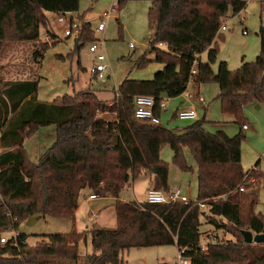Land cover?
<instances>
[{"label": "trees", "instance_id": "trees-1", "mask_svg": "<svg viewBox=\"0 0 264 264\" xmlns=\"http://www.w3.org/2000/svg\"><path fill=\"white\" fill-rule=\"evenodd\" d=\"M129 1L141 0H115L114 10L120 11ZM144 1L150 3L147 23L153 32L147 53L154 54V62L162 69L150 81L123 80L109 104L90 89L66 95L59 102H40L35 81L0 80V239L7 231L16 233L0 243V264H49L50 258L76 263L77 246L85 241L86 232L49 235L46 241L29 246L17 227L33 216L73 219L82 191L116 198V226L89 231L92 254L86 256L85 264H123L122 255L130 249L161 246H175L191 264H264V244H245L241 234L264 230V213L255 211L258 199L253 191L255 185L264 189V174L257 166L243 172L242 133L232 137L222 130L211 133L204 118L181 129H168L132 116L137 95L155 98L153 112L160 117L161 100L181 96L190 80L196 85L214 82L221 112L232 116L243 130V108L264 103V28L258 31L260 48L253 62H243L233 71L219 62L214 74L222 20L229 10L232 15L240 13L246 2ZM78 8L79 0H0V50L8 43L38 42L40 28H47L44 12L76 13ZM90 39V24L80 23L74 51ZM48 47V39L39 43L33 53L36 63L40 64ZM202 54H206L205 62ZM149 63L143 55L135 67L142 69ZM49 126L54 139L34 163L24 142ZM163 146L170 148L172 163L183 172L191 170L184 156L189 151L197 168L196 200L120 201L129 180L142 174L152 175V190L170 193L168 167L159 156ZM241 186L243 192H239ZM202 208H207L208 215ZM201 216L217 229L229 228L236 241L208 243L203 249Z\"/></svg>", "mask_w": 264, "mask_h": 264}, {"label": "rangeland", "instance_id": "rangeland-1", "mask_svg": "<svg viewBox=\"0 0 264 264\" xmlns=\"http://www.w3.org/2000/svg\"><path fill=\"white\" fill-rule=\"evenodd\" d=\"M245 8L238 14L232 15L229 10L225 22L226 31H219L220 37L216 39L218 46L217 61L212 66L214 74L217 72L219 62H225L231 71L238 69L243 62H253L259 54L260 27L264 28V0H243ZM116 5L115 0H79V8L72 13L75 24L82 22L90 24L91 39L79 45L75 50V37H66L63 32L69 25L66 22L58 23L56 17L51 16L48 30L40 28L38 42L23 44L8 43L0 50V80H31L37 84L36 99L40 102H59L62 97L72 95L78 91L90 89L95 91L104 103L109 104L113 98V91L125 79L133 81H150L154 74L162 69V65L154 62V54L147 53L148 43L153 32L149 30L147 13L150 6L148 1H129L120 11L111 10ZM107 13L105 29L96 32L100 18ZM222 24L224 25V23ZM47 29V28H46ZM48 32V33H47ZM244 32V34H243ZM49 41L40 64L33 59V53L38 49L39 43ZM95 44L96 53H90L88 48ZM133 47L130 48L129 46ZM164 48V46H160ZM104 55L107 69L103 79H93L90 69L95 62V55ZM145 55L150 63L142 69L135 67L138 58ZM201 61H206V54L201 55ZM189 94L198 93L204 100V106L195 104L197 118H204L208 123L206 129L214 133L222 130L232 137L239 132L244 136L241 142V167L248 172L257 166L264 174V103L250 104L243 108L242 122L246 129L234 124V118L221 112L217 100L218 88L214 82L202 85L192 84L186 89ZM168 101L167 111L160 115L161 126L168 129H181L193 120L181 121L174 118L176 109L187 107L183 104V96ZM258 105V108H256ZM103 117H111L109 114ZM53 127H44L31 139L25 141L24 149L28 159L37 162L38 158L51 145L54 135ZM160 159L167 164V186L170 192L177 189L180 195L191 201L197 198V168L188 150L184 151L189 172L179 170L172 163V152L168 146L160 150ZM153 189L152 175L142 174L135 180H129L119 194L124 202H145L146 192ZM258 202L256 212L264 213V189L260 185L253 186ZM83 194V193H81ZM86 196V195H85ZM84 197L80 195L82 201ZM104 207L99 213H91L87 203H82L74 218L39 219L33 225L21 222L17 232L26 237L29 246L46 241V237L55 234H67L72 230L77 233L86 232L85 241L78 243V260L76 263L48 259L49 264H85L87 255L92 254L89 231L92 228L112 229L116 226L113 207H108L105 201H96L95 207ZM208 215L207 208H202ZM77 210V209H76ZM226 229H217L206 221L205 216L200 217L199 232L200 244L206 247L208 243H234L236 238ZM3 237H14L13 231L3 233ZM175 246H161L149 248H133L123 253V264H173L177 261Z\"/></svg>", "mask_w": 264, "mask_h": 264}, {"label": "built area", "instance_id": "built-area-1", "mask_svg": "<svg viewBox=\"0 0 264 264\" xmlns=\"http://www.w3.org/2000/svg\"><path fill=\"white\" fill-rule=\"evenodd\" d=\"M111 10H114V6L112 7ZM109 15L105 13L102 18H100L99 23L96 26L95 31L96 32H101L105 29V19H108ZM57 22L58 23H63L66 22L69 26L64 29V36L66 37H71L74 36L76 37L79 32V24L74 23V18L70 15V13H64V14H58L57 15ZM224 25L222 24L220 27V31H225L226 26L225 22H223ZM244 34V32H243ZM130 48L133 46L130 45ZM90 53H96L98 50V47L93 44L90 45L88 48ZM105 57L101 53H97L95 55V62L93 66L90 69V73L96 78V79H103L104 78V72L107 69L105 63H104ZM194 73V72H193ZM193 81L190 80L188 83L189 85H192ZM181 96H183L184 103H189L191 104L190 106L181 108L177 111L176 113V118L181 120V121H188V120H195L197 119V111L196 107L193 104L195 101L199 105L204 104V100L196 95L189 94L187 91H185ZM167 100H161L159 103V107L161 109H164L166 106ZM133 104H134V111H133V119L136 121L140 122H146L152 125H157L161 126V121L160 117H157L154 115L153 109L155 107L156 101L155 98L151 96H146V95H137L133 98ZM246 126H243V129H246ZM253 182V180H251ZM245 189L243 186L239 187V192H243ZM95 196H91L90 198L93 199ZM190 200L187 197L181 196L180 191L177 189L174 192H170L168 195L163 194L161 191H156V190H150L147 193L146 196V203L148 204H169V203H176V202H181V203H188ZM200 207H204L203 204H199ZM14 236H16V233H13ZM6 242V238L2 236L0 239V243L4 244ZM205 249V247H203ZM182 252L177 253V261L174 264H191V260L186 257L181 256Z\"/></svg>", "mask_w": 264, "mask_h": 264}, {"label": "crops", "instance_id": "crops-1", "mask_svg": "<svg viewBox=\"0 0 264 264\" xmlns=\"http://www.w3.org/2000/svg\"><path fill=\"white\" fill-rule=\"evenodd\" d=\"M246 6V5H245ZM71 15H72V13H70ZM57 15L58 14H54V13H48V12H44V16H45V18H46V20H47V29L46 30H48V27H49V20H50V18H51V16H53V17H56V19H57ZM66 29V28H65ZM226 30H227V28H226ZM225 30V31H226ZM63 34H64V32H63ZM92 78L93 79H96L93 75H92ZM218 93V92H217ZM193 95H195V94H193ZM96 96L98 97V99L99 100H101L102 101V99L98 96V94L96 93ZM196 96H199V97H201L198 93H196ZM216 98H217V96H216ZM114 99V95H113V98L110 100V102L112 101ZM183 104H186V105H188L189 103H183ZM194 105L196 104L197 106H200V107H203L204 106V104L203 105H199L198 103H197V101H195L194 103H193ZM167 105H168V101H167V103H166V106H165V108L164 109H162V112H166L167 111ZM191 104H189L188 106H190ZM181 108H184V107H181ZM181 108H178V109H176V111H178L179 109H181ZM161 112V113H162ZM24 146H25V142H24ZM255 167V166H254ZM259 168V167H258ZM259 170V172H261V170L260 169H258ZM152 190V189H151ZM179 190V189H178ZM149 191V190H148ZM148 191L146 192V193H148ZM180 191V190H179ZM81 193H83V194H80V195H82V197H84L83 198V200L81 201L80 200V196H79V202H78V207H77V210H76V215H77V213H78V211H79V209H80V207H81V204L82 203H87V207L88 208H90V209H92L91 210V213L92 214H94V213H99L100 212V210L104 207V205L103 204H101L100 206H98V207H95V202L96 201H105L106 203H108V207L110 206V207H113V209H114V204H115V201H116V198H114V197H103V198H98V197H94L93 199H91L90 197L92 196V195H90L87 191H82ZM181 194V193H180ZM86 195V196H85ZM146 196H147V194H146ZM120 201H123V200H121V199H119ZM190 200V199H189ZM191 201V200H190ZM145 202H146V200H145ZM145 202H136V203H145ZM177 249V248H176ZM178 251V250H177ZM178 253V252H177ZM174 264V263H173Z\"/></svg>", "mask_w": 264, "mask_h": 264}, {"label": "water", "instance_id": "water-1", "mask_svg": "<svg viewBox=\"0 0 264 264\" xmlns=\"http://www.w3.org/2000/svg\"><path fill=\"white\" fill-rule=\"evenodd\" d=\"M256 108H258V105H256ZM39 219H41V216H33V217H29L26 220V224L27 225H33L35 222H37ZM242 236H243V240L245 244H264V230L262 233L259 234H254L251 231H242L241 232Z\"/></svg>", "mask_w": 264, "mask_h": 264}]
</instances>
